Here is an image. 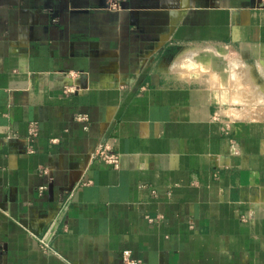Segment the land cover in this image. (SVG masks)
<instances>
[{"label":"crops","instance_id":"0c3cea01","mask_svg":"<svg viewBox=\"0 0 264 264\" xmlns=\"http://www.w3.org/2000/svg\"><path fill=\"white\" fill-rule=\"evenodd\" d=\"M212 46L264 63V7L0 0V264H264V102L176 67Z\"/></svg>","mask_w":264,"mask_h":264},{"label":"rangeland","instance_id":"374dc122","mask_svg":"<svg viewBox=\"0 0 264 264\" xmlns=\"http://www.w3.org/2000/svg\"><path fill=\"white\" fill-rule=\"evenodd\" d=\"M190 50L177 59L176 67L183 76L194 75L195 80L216 88L223 95L230 93L232 100L238 103L264 102V63L243 64V70L235 69L237 61L225 48L212 46ZM188 54L191 59L187 58Z\"/></svg>","mask_w":264,"mask_h":264},{"label":"built area","instance_id":"2783aa9c","mask_svg":"<svg viewBox=\"0 0 264 264\" xmlns=\"http://www.w3.org/2000/svg\"><path fill=\"white\" fill-rule=\"evenodd\" d=\"M255 1H256V5H258L260 7H264V0H255ZM121 2H122V0H107L106 3L108 5V7H110V8H118ZM70 74H69V76H70ZM66 92L67 93L68 92L69 93H73L74 90L72 88H68L66 90ZM36 135H37L36 125H35V123H30L29 124V127H28L27 138L31 140ZM94 157L97 160H99L100 162H103V163L109 164V165H113V166H116L118 164V159H119V157H118V155L116 153L111 152L104 145L103 146L98 145L95 148ZM65 210H66V208L62 209L60 211V213L58 214L57 219H56L58 222H62L64 220L65 213H66ZM50 235L51 236L49 238H46V237L38 238V246H39V249L44 254L53 253V248H52L51 241H52V237L54 236V231H52L50 233ZM128 254H129L128 252H125L124 253V257L127 258ZM128 263L129 264H135L133 261H129V260H128Z\"/></svg>","mask_w":264,"mask_h":264},{"label":"water","instance_id":"95a60500","mask_svg":"<svg viewBox=\"0 0 264 264\" xmlns=\"http://www.w3.org/2000/svg\"><path fill=\"white\" fill-rule=\"evenodd\" d=\"M105 1L107 2V0H105ZM106 6H108L107 3H106Z\"/></svg>","mask_w":264,"mask_h":264}]
</instances>
